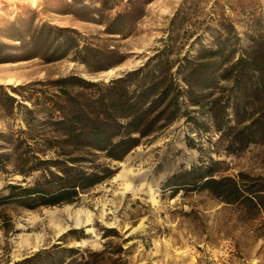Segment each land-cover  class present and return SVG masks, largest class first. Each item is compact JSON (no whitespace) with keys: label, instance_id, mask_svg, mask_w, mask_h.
<instances>
[{"label":"rangeland","instance_id":"rangeland-1","mask_svg":"<svg viewBox=\"0 0 264 264\" xmlns=\"http://www.w3.org/2000/svg\"><path fill=\"white\" fill-rule=\"evenodd\" d=\"M143 65L128 94L149 70L174 84L131 152L44 143L60 118L49 82L105 85ZM0 264H264V0H0Z\"/></svg>","mask_w":264,"mask_h":264},{"label":"trees","instance_id":"trees-1","mask_svg":"<svg viewBox=\"0 0 264 264\" xmlns=\"http://www.w3.org/2000/svg\"><path fill=\"white\" fill-rule=\"evenodd\" d=\"M83 61L87 62V60ZM245 61L246 59L242 58L236 61L234 65L237 66V64ZM251 63L255 66L252 68L255 71L258 67L255 64V58L251 59ZM144 68L145 65L136 70L128 71L124 76L112 79L105 85L102 82H93L74 75L49 82L51 86L58 90V93L54 94L53 98L47 96L44 98L53 103V113L57 112L60 118L52 122L55 127L54 132L57 135L44 136L42 138L44 143L48 147H58V154L67 155L75 151L99 150L105 152L112 159H122L134 147L139 145L142 138L147 135L146 126L151 121L148 119V115L159 101H164L169 96L173 89L174 82L170 74L167 72L158 74V72L149 70L151 76L148 85L140 88L136 95L128 94L129 82L137 74H142ZM199 70L198 67H195L188 71L187 76L184 78L187 84H191L193 80H202L198 75ZM229 73L232 72L227 69L223 77H228ZM242 75V73L237 72L234 80H239ZM255 81L262 85L263 77L257 74ZM77 86L94 89L95 97L89 98L83 93L73 92L72 89ZM178 94L179 92H175V96L170 100V105L176 106L179 102ZM7 97L13 102L22 104L17 100L18 98L12 95L7 94ZM167 108L168 105L161 109L155 118L162 119L164 117V119L170 120L168 119L170 116L167 115ZM170 113L174 117L176 111L172 110ZM83 158V155L71 156L68 161L75 163L82 161ZM69 177L70 175L67 174L65 180L69 181ZM90 180H94V178ZM212 183L217 184L219 181L214 178H207L204 185L209 186ZM84 186L85 183L83 182L70 185L62 183L58 189L42 195V203L57 204L67 202V200L71 201L72 195L77 193L76 188H84ZM22 190L24 195L36 192L31 187H24ZM46 253L51 257L49 252ZM43 254V252H39L26 258L25 263L38 260Z\"/></svg>","mask_w":264,"mask_h":264}]
</instances>
